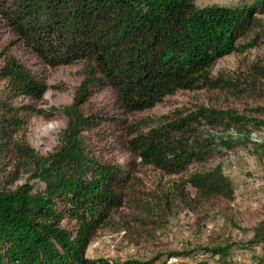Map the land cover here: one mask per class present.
Returning <instances> with one entry per match:
<instances>
[{"label":"trees","instance_id":"obj_1","mask_svg":"<svg viewBox=\"0 0 264 264\" xmlns=\"http://www.w3.org/2000/svg\"><path fill=\"white\" fill-rule=\"evenodd\" d=\"M48 1L56 11L42 42L51 58L41 47L36 56L50 68L81 63L82 82L72 102L51 108V113L15 105L18 99L38 102L46 86L38 73L13 56L2 60L0 264H104L86 259L85 251L117 212L143 208L137 167H151L165 177L187 174L193 163H205L212 155L211 143L196 140L197 126L202 122L212 129L224 128L228 113L201 108L194 115L157 124L146 134L130 132L118 116H133L187 91L251 90L242 80L214 78L212 69L232 53L264 49V0L241 8L147 0L142 13L133 7L135 0ZM6 21L20 29L9 16ZM248 71L264 79L260 68ZM106 90L114 98L111 107L94 100ZM34 116L66 122L58 147L44 157L17 138L25 121ZM229 119L239 120L235 115ZM92 139L107 154L124 149L129 159L115 163L96 156ZM24 175L27 181L11 189ZM28 180L42 188L35 190ZM183 183L204 203L232 197L231 185L218 167L191 174ZM252 234L264 238V220Z\"/></svg>","mask_w":264,"mask_h":264},{"label":"rangeland","instance_id":"obj_2","mask_svg":"<svg viewBox=\"0 0 264 264\" xmlns=\"http://www.w3.org/2000/svg\"><path fill=\"white\" fill-rule=\"evenodd\" d=\"M145 1L135 0L137 12L144 11ZM254 1L194 0L198 8H241ZM50 4L48 0H0V67L4 56L11 55L38 73L46 86L38 102L18 99L15 105H32L49 113L53 107L69 105L82 82L81 63L50 68L36 56V48L41 47V53L51 58L42 42L49 17L56 11ZM7 16L20 23L19 30L6 21ZM261 22L264 29V17ZM253 66L264 71L262 47L225 56L212 69L214 78L242 80L251 85V90L239 94L187 91L133 116H118L130 132L146 134L157 124L194 115L201 108L228 113L224 128L212 129L202 122L197 126L196 140L211 143L212 155L205 163H193L187 174L165 177L151 167H137L143 208L117 212L87 247L86 259L104 264H264V238L256 239L252 234V228L264 220V79L248 73ZM3 91L0 83V93ZM94 100L106 107L114 102L107 90ZM231 115L239 120L231 123ZM65 127L63 118L47 122L34 116L25 121L17 138L44 157L56 150ZM121 138L129 139L124 135ZM90 145L97 149L96 156L111 162L129 159L124 149L107 154L95 140ZM140 162L139 158L135 160ZM216 167L231 185L230 201L204 203L195 199L193 190L183 182L191 174ZM27 178L21 176L10 188L24 184ZM3 181L0 178V184ZM28 182L37 191L42 188L36 181Z\"/></svg>","mask_w":264,"mask_h":264}]
</instances>
